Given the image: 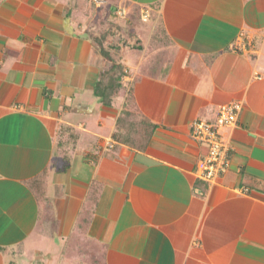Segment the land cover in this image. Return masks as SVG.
Returning <instances> with one entry per match:
<instances>
[{"label":"crops","instance_id":"0c3cea01","mask_svg":"<svg viewBox=\"0 0 264 264\" xmlns=\"http://www.w3.org/2000/svg\"><path fill=\"white\" fill-rule=\"evenodd\" d=\"M113 63L144 147L94 94ZM234 101L207 182L192 124ZM0 264H264V0H0Z\"/></svg>","mask_w":264,"mask_h":264},{"label":"trees","instance_id":"16d2710c","mask_svg":"<svg viewBox=\"0 0 264 264\" xmlns=\"http://www.w3.org/2000/svg\"><path fill=\"white\" fill-rule=\"evenodd\" d=\"M101 54L111 58L110 53L103 50H101ZM125 72L121 64L113 63L98 76L94 84V94L105 105H110L113 97L125 94L124 104L116 121V130L112 135L119 143L140 148L149 141L154 130V124L139 110L131 87L128 90L123 87L122 76ZM79 221L77 225H79Z\"/></svg>","mask_w":264,"mask_h":264},{"label":"built area","instance_id":"2783aa9c","mask_svg":"<svg viewBox=\"0 0 264 264\" xmlns=\"http://www.w3.org/2000/svg\"><path fill=\"white\" fill-rule=\"evenodd\" d=\"M93 1L96 4L104 2V0ZM141 15L143 20L149 18L147 11H142ZM240 109L241 104L236 101L222 104L217 107L213 121L197 120L192 124V135L206 148L196 164L199 178L212 182L229 168L231 146L224 139L222 128L235 125Z\"/></svg>","mask_w":264,"mask_h":264},{"label":"rangeland","instance_id":"374dc122","mask_svg":"<svg viewBox=\"0 0 264 264\" xmlns=\"http://www.w3.org/2000/svg\"><path fill=\"white\" fill-rule=\"evenodd\" d=\"M32 235H34V234H31L29 237H28V239H30L31 237H32ZM35 236V235H34ZM36 237V236H35ZM38 237V236H37ZM40 240V242H41V245L44 243V241H45V239H43V238H39Z\"/></svg>","mask_w":264,"mask_h":264}]
</instances>
